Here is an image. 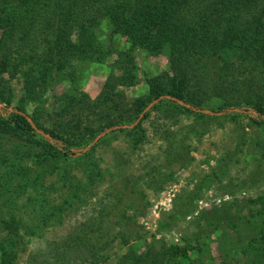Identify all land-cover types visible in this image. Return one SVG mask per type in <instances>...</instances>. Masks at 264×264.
<instances>
[{"label": "rangeland", "instance_id": "rangeland-1", "mask_svg": "<svg viewBox=\"0 0 264 264\" xmlns=\"http://www.w3.org/2000/svg\"><path fill=\"white\" fill-rule=\"evenodd\" d=\"M144 19L154 28L150 17ZM68 35L74 40L76 64L56 77L50 91L34 90L26 97L23 75L16 70L4 74L13 93L10 107L22 108L51 127L46 114L54 103L51 95L74 87L97 101L108 79L114 100L99 102L93 111L78 102L61 119H80L92 132L107 130L87 136L89 141L76 139L73 150L94 148L64 167L66 179L60 177L61 168L44 178L43 211L39 205L32 211L27 203L31 190L13 205L0 196V219L13 213L21 221L17 235L24 242L8 264H148L152 259L161 264H264V252L246 248L248 238L209 230L205 220L212 209L245 214L253 199L264 195V124L252 121L254 110L243 106L247 112L232 120L222 113H207L215 116L207 118L163 105L121 131L118 125L135 122L139 102L153 101H148L146 77L168 70L167 56L150 55L125 40L107 19L81 37L71 28ZM128 48L135 69L123 72L119 51ZM15 49L20 52L21 47ZM34 62L26 63L27 69L35 68ZM70 77L74 84L67 82ZM260 227L263 221L249 232ZM7 231L0 220V239ZM75 238L80 243L62 251ZM182 248L190 249L188 258H169L171 249Z\"/></svg>", "mask_w": 264, "mask_h": 264}, {"label": "trees", "instance_id": "trees-1", "mask_svg": "<svg viewBox=\"0 0 264 264\" xmlns=\"http://www.w3.org/2000/svg\"><path fill=\"white\" fill-rule=\"evenodd\" d=\"M145 16L150 17L154 28L146 24ZM106 19L113 32L125 40L139 44L150 55L163 53L168 58V70L146 77L148 101L153 100L150 109L165 105L200 117H215L194 110L203 105L235 120L247 112L246 108L242 110L246 106L257 114L252 116V121L259 126L264 124V75H261L264 73V0H0V196L11 205L31 190L27 203L32 205V211H37L38 205L43 211L44 178L61 168L60 177L66 179L64 167L87 157L94 148L88 145L90 149L85 151V145L83 150L75 151L72 147L76 139L84 137L83 142L89 141L87 136L96 132L101 135L107 130L101 127L92 132L89 127H82L80 119L65 123L61 119L81 101L95 110L99 102L112 99L113 86L107 79L97 101L89 100L74 87L66 88L60 95H51L54 103L46 114L52 123L46 127L38 116L10 107L13 93L4 74L16 70L23 75L26 97L34 90L50 91L56 77L76 64L77 51L68 35L69 28L81 37L84 30L98 28ZM17 46L21 47L20 52L15 49ZM18 52V61L13 62ZM33 61L35 68L27 69L26 63ZM119 63L123 72L135 69L131 48L119 51ZM74 81L72 77L67 80L72 84ZM161 95L179 98L183 103L160 98ZM148 103L139 102L137 117ZM213 105L217 108H212ZM9 108L27 114L52 139L35 131L25 115L8 111ZM253 203L245 214L212 209L205 217L206 227L222 229L235 237L244 236L248 238V250L264 252V227L259 231L253 228L254 234L249 232L257 222H264V195L253 199ZM0 220L8 230L6 237L0 239V264H8L19 244L24 243L17 235L21 221L13 213ZM80 241L75 238L64 243L62 251ZM171 250L169 258L189 257V248ZM59 252L60 249L55 250L56 255ZM148 264L161 263L152 259Z\"/></svg>", "mask_w": 264, "mask_h": 264}, {"label": "water", "instance_id": "water-1", "mask_svg": "<svg viewBox=\"0 0 264 264\" xmlns=\"http://www.w3.org/2000/svg\"><path fill=\"white\" fill-rule=\"evenodd\" d=\"M162 97H165V98H168V99H171V100H175L177 103L179 104H182V100L179 99V98H176V97H173V96H170V95H161L160 98ZM155 101H158V99H155ZM153 102L149 103L143 110V112L137 117L136 121L131 124V125H118L117 127H133L139 120L140 118L142 117L143 113L146 112L148 109H150V107L152 106ZM187 106L190 105V104H186ZM1 106L2 104L0 103V109H1ZM197 111H201V112H204V113H210V114H220V112H213L211 110H208V109H196ZM8 111H16L18 113H21L23 115L26 116L27 120L32 124V127L35 129V131H37L38 133H41L42 135L46 136L47 138H49L50 140L52 139L51 136L48 134V133H45L43 132V130L39 129L32 121V119L27 115L25 114L24 112L22 111H19V110H14L12 108H9ZM98 138V137H97ZM96 138V139H97ZM95 139V140H96ZM94 142H92L93 144ZM88 148V147H87ZM87 148H85L84 150H86Z\"/></svg>", "mask_w": 264, "mask_h": 264}]
</instances>
